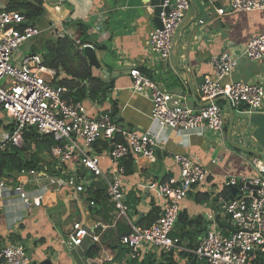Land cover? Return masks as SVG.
I'll list each match as a JSON object with an SVG mask.
<instances>
[{
	"label": "crops",
	"instance_id": "crops-1",
	"mask_svg": "<svg viewBox=\"0 0 264 264\" xmlns=\"http://www.w3.org/2000/svg\"><path fill=\"white\" fill-rule=\"evenodd\" d=\"M9 2L10 0H0V7L7 9ZM42 2L44 11L38 19H41V34L47 35L44 43L64 36L78 43L80 22L88 30L92 44L89 46L105 47L101 51L93 47L97 60L103 70L117 77L106 78L100 70L91 67L93 77L109 87L105 97L80 101L89 115L96 117L103 112H110L119 127L137 134L148 133L156 139L158 146L154 148L153 161L133 156L123 161L129 164L128 171L124 166L125 176L122 179L128 221L139 227L138 223L153 210L160 214L165 200L157 191L150 189L149 185L165 183L178 176L179 166L174 161L176 155L191 158L209 171L210 175L204 183L193 187L180 202L179 217L183 214L190 220L197 218L198 225L185 226L188 239L181 241L179 237L183 223L177 220L170 235L180 240L181 249L170 253L146 250L142 258H130L126 247L120 242L123 236L129 234L130 227L125 218H117V210L105 198L104 188L98 183L93 184L94 194L100 193L102 199L97 203L93 194V207H88L83 201L75 204L65 190L47 193L44 204L30 210L24 208L14 195L0 194V249L9 243L19 245L35 264H87L88 252L94 245L99 252L93 259H100L102 264H202L190 250L196 247L209 227L208 217H215L220 199L225 201L230 195V189L223 186L225 178L245 172L251 158L248 159L243 153L229 147L227 139L225 143L223 136L226 138L227 129L218 134L206 130L187 133L160 128L158 123L150 119L149 99L132 92L129 73L133 69L141 70L165 92L182 96L185 105L196 111L203 105L199 86L203 76L211 72V59L228 52L238 60L228 81L261 83L264 87V63L250 62L242 57L249 39L264 29V11L231 12L227 10L230 0H189L190 8L174 36L171 56L167 61H161L147 49L149 35L156 30L149 0ZM218 9L227 12L218 15ZM178 40L176 58L175 45ZM176 63L187 70L189 83L184 73L176 70ZM220 106L226 109L225 128L228 126V107L226 102ZM237 110L247 114L248 118L238 119L233 113L231 143L252 151L264 152V100L261 109L254 113L245 106ZM0 124L1 146L8 132L1 113ZM94 150L104 153L108 146L99 143L94 146ZM53 166L47 154L46 159L39 163L38 169L44 168L51 175ZM75 166L76 162L73 160L65 167L71 171ZM109 167V160L105 158L101 162V168L107 171ZM26 188L31 189L28 185ZM224 190L229 191L227 197L222 196ZM203 196L206 199L201 201ZM73 222H81L87 226L91 233L99 236V242L93 243L90 238H85L80 247H69L66 238ZM220 223L228 225L223 218ZM95 224L108 228L93 229ZM225 228L223 231H226Z\"/></svg>",
	"mask_w": 264,
	"mask_h": 264
},
{
	"label": "built area",
	"instance_id": "built-area-1",
	"mask_svg": "<svg viewBox=\"0 0 264 264\" xmlns=\"http://www.w3.org/2000/svg\"><path fill=\"white\" fill-rule=\"evenodd\" d=\"M162 7L168 11L161 13V29L149 35L147 49L158 60L167 61L173 38L189 11L190 2L164 0ZM227 10L240 13L264 11V0H230ZM225 12L224 9L217 10L218 15ZM25 21L18 11L0 7V81L8 79L6 86H0V113L8 128L0 150L8 145L21 147L24 135L30 131L38 136L53 135L59 144L53 145L48 153L54 165L51 175L44 168L22 170L12 176L0 174L1 196L12 194L30 210L42 206L47 193L65 190L75 204L83 201L93 207V184L98 183L104 188L105 198L117 210V218H125L130 227L129 234L120 241L130 258L140 259L146 250L167 254L181 249L180 240L170 235L180 214V202L193 187L207 180L209 171L187 156L176 155L178 176L165 183L149 185L165 200L158 219L148 228L131 224L126 217L122 190L123 161L130 156L153 161L154 148L158 146L155 137L119 127L110 112L90 116L82 102L68 97L70 91L66 87L54 84L56 72L44 65L40 55L27 53L15 59L14 55L22 45L41 34L37 28L22 27ZM242 57L250 62L264 63V29L249 39ZM237 61L228 52L211 59V72L203 76L199 86L203 105L196 111L185 105L182 96L165 92L139 69L129 73L131 90L149 99L150 119L162 129L187 133L206 130L222 134L225 116L217 99L228 100L231 109L245 106L252 112L260 110L264 100L261 83L228 81ZM1 127L0 124V130ZM99 143H105L108 150L97 153L94 146ZM105 158L110 163L107 171L101 168ZM73 160L76 166L70 171L65 166ZM239 184L242 187L235 196L228 202L220 199L218 204L219 221L225 219L231 230L225 228L223 231L215 217L209 216L208 231L190 250L202 264H264V164L260 159L252 156L247 170L227 176L223 186L230 189ZM27 185L31 189L27 190ZM94 228L105 230L108 226L95 224ZM85 238L99 242V236L91 233L87 226L73 222L66 244L71 248L80 247ZM0 264L35 263L24 248L9 243L0 249Z\"/></svg>",
	"mask_w": 264,
	"mask_h": 264
},
{
	"label": "trees",
	"instance_id": "trees-1",
	"mask_svg": "<svg viewBox=\"0 0 264 264\" xmlns=\"http://www.w3.org/2000/svg\"><path fill=\"white\" fill-rule=\"evenodd\" d=\"M6 10L18 11L28 21L41 17L44 8L42 0H10ZM78 26L80 29L78 43L65 36L48 40L42 46L41 57L44 65L56 72L54 84L66 87L70 91L68 94L69 98L75 102L83 101L85 98L96 100L97 97H105L107 95L109 86L93 77L92 69L88 65L82 51L83 46L91 44L88 30L80 22H78ZM22 27L25 26L23 25ZM93 47L100 51L105 49L104 46L96 47L93 45ZM29 53L36 54L37 49L31 47ZM219 104L222 105L223 102H219ZM226 129L227 127L225 126L224 130ZM56 144H59V141L53 135L38 136L33 131L26 133L21 147L8 145L0 150V174L12 176L22 170L38 169L39 163L46 159L50 148ZM250 157L252 158V156ZM123 165L128 171L129 164L123 163ZM228 195L229 191L224 190L222 196L227 197ZM93 199L98 203L102 199V195L100 193L94 194ZM205 199L206 197L203 196L201 201ZM153 211L138 223L139 227L148 228L158 219V212L156 214V211ZM178 220L180 223H183L179 239L184 241L188 239V235L185 233V226L192 227L198 225V220L197 218L190 220L183 214ZM98 252L97 246L94 245L88 252L87 257L93 259V256H97ZM133 264L149 263L134 262Z\"/></svg>",
	"mask_w": 264,
	"mask_h": 264
},
{
	"label": "water",
	"instance_id": "water-1",
	"mask_svg": "<svg viewBox=\"0 0 264 264\" xmlns=\"http://www.w3.org/2000/svg\"><path fill=\"white\" fill-rule=\"evenodd\" d=\"M163 3H164V0H149L148 4H149V7L151 8L152 10V13H153V22L155 23V26H156V29H161V20H160V15L161 13L164 11V12H167L168 9L167 8H163ZM178 43H179V40L178 42L176 43L175 45V57L177 58V46H178ZM82 51H83V54L85 56V58L87 59V62H88V65L92 68H94L95 70H100V72L106 77V78H115L117 77L116 75H111V74H108L105 70H103L101 68V65L99 64L98 60H97V57H96V54H95V51L93 49L92 46H84L82 47ZM175 68L178 72H182L184 73V75L186 76L187 80H188V83H189V74L187 72V70L183 69V68H180L177 63L175 65ZM110 89V88H109ZM216 102H226L227 104V107H228V126H227V132H226V139H227V142L228 144L230 145V147H232L233 149L237 150V151H240V152H243V153H246V154H249L251 156H254V157H257L258 159H260L263 164H264V152H256V151H252V150H249V149H246V148H242V147H238V146H234L232 143H231V140H230V135H231V131H232V127H233V122H234V117H233V111L231 109V106H230V103L228 100L224 99V98H220V99H217ZM126 162V161H125ZM242 187L241 184H239L237 187H233V188H230V195L229 197L225 200V202H228L233 196H235V194L237 193V191ZM220 210L219 208L217 207V210H216V215H215V221L216 223L219 224V226L221 228H228L229 230H231V228L229 227V225H223L220 223L219 221V215H220ZM208 231V227L206 228V231L202 234V237L205 235V233ZM128 235V234H127ZM87 264H102V261L98 258L96 259H90V258H87ZM47 262H43L41 264H46Z\"/></svg>",
	"mask_w": 264,
	"mask_h": 264
},
{
	"label": "rangeland",
	"instance_id": "rangeland-1",
	"mask_svg": "<svg viewBox=\"0 0 264 264\" xmlns=\"http://www.w3.org/2000/svg\"><path fill=\"white\" fill-rule=\"evenodd\" d=\"M41 19H38V18H36V19H30V20H26L25 22H24V26H28V27H34V28H37V29H40L41 28V26H40V24H39V21H40ZM45 36H47V35H45V34H40L38 37H36V38H34L33 40H31V41H28V42H26L24 45H22V47H20L17 51H16V53H15V55H14V58L15 59H17L20 55L23 57V56H25V55H27V53H29V51H30V49H31V47L32 46H34L36 49H37V55H40L41 56V51H42V45L44 44V41H45ZM174 39V38H173ZM12 63L14 64L15 63V61H13L12 60ZM8 81V79L7 78H2L1 79V81H0V86H6V82ZM222 113H223V115L225 116V114H226V109H225V107L224 106H222ZM233 113H234V115H235V117H237L238 119H241V118H248V115L247 114H242V113H240V111L239 110H237V109H233ZM254 113V112H253ZM226 116H227V114H226ZM223 140L225 141V143H227L226 142V138H225V136H223ZM228 146H229V144H228ZM230 147V146H229ZM239 153H243V152H240V151H238ZM248 159H250L251 157V155L249 156V154H246V153H243Z\"/></svg>",
	"mask_w": 264,
	"mask_h": 264
}]
</instances>
